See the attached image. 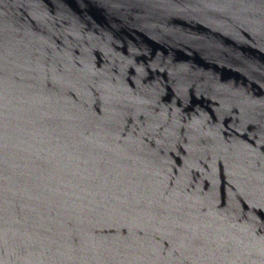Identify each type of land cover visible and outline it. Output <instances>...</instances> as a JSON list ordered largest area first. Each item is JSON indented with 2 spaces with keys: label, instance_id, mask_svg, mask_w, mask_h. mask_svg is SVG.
<instances>
[{
  "label": "water",
  "instance_id": "95a60500",
  "mask_svg": "<svg viewBox=\"0 0 264 264\" xmlns=\"http://www.w3.org/2000/svg\"><path fill=\"white\" fill-rule=\"evenodd\" d=\"M0 264H264V0H0Z\"/></svg>",
  "mask_w": 264,
  "mask_h": 264
}]
</instances>
